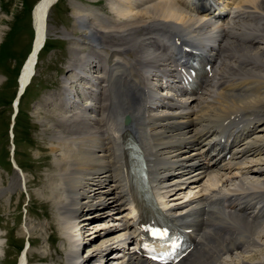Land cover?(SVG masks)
Listing matches in <instances>:
<instances>
[{
    "label": "bare ground",
    "instance_id": "obj_1",
    "mask_svg": "<svg viewBox=\"0 0 264 264\" xmlns=\"http://www.w3.org/2000/svg\"><path fill=\"white\" fill-rule=\"evenodd\" d=\"M40 1L32 10L33 43L38 47L43 38L45 9L54 0ZM195 1L114 0L110 3L113 21L98 15L94 9L76 10L78 17L67 37L73 48H77L74 57L78 60L72 65L75 67L71 70L73 77L63 80L61 105L47 118L54 120L51 124L54 132L48 138L54 162L53 169L46 175L42 194V198L54 205L63 223L75 224L84 211L93 209L118 211L128 206L134 213L130 204L135 202V176L130 152L124 149L130 139L141 149L159 202L179 192L175 190L182 184L177 181H193L202 175L209 159H204L201 152L217 140V131L229 115H260L253 119L256 125L260 124L258 132L254 137L246 136L251 140L244 144L241 154H235V159L247 158L259 151L264 155V0H205L207 6L211 3L218 13L230 16L225 21L207 13L209 7L197 11ZM45 21L47 37V19ZM175 35L191 43H210L215 78L206 97H199L195 106L184 109L180 104L167 101L172 109L164 111L165 100L159 98L156 85L151 81L157 79L158 74L172 77L176 56L171 52V41ZM83 47L89 52L76 57ZM38 55L26 64L24 61L21 87L28 82L32 71L35 72ZM102 63L103 67L97 68ZM77 81L81 91L67 88ZM153 108L159 109L155 113ZM162 112L163 116L158 117ZM125 116L130 117L128 126L123 124ZM179 144L183 147H177ZM231 165L229 161L221 167L214 166L220 176L219 173H225L224 169H230ZM246 173L264 175L254 164ZM171 174L173 180H167ZM18 179L14 181L17 183ZM14 181L8 189L2 188L0 182V196L16 186ZM217 184H213V188ZM247 188L241 190H259L243 197L234 192L231 195L215 193L207 197L209 211H205L203 198L172 210L170 214L176 222H196L199 241L184 264H226L222 254L253 242L255 235L264 239V230L259 233L256 230L263 221L260 211L264 208V186L251 184ZM243 200L245 206L236 211L234 204ZM193 206L197 208L185 216L184 209ZM59 220L51 228L61 233L64 244L65 228ZM134 223L132 220L130 225L123 223L116 227L118 236L114 246L123 254L118 264H149L136 258V248L130 247L135 233L128 231ZM104 245L106 243L96 246L87 261L102 258L96 255L100 249L103 258L111 254L113 247ZM80 247L78 243L67 249L64 260L58 264H81ZM28 257L26 255L27 264ZM45 259L38 260L45 262ZM107 260L111 261V256ZM21 264L26 263L21 260Z\"/></svg>",
    "mask_w": 264,
    "mask_h": 264
},
{
    "label": "rangeland",
    "instance_id": "obj_2",
    "mask_svg": "<svg viewBox=\"0 0 264 264\" xmlns=\"http://www.w3.org/2000/svg\"><path fill=\"white\" fill-rule=\"evenodd\" d=\"M38 1L0 0V182L3 185L2 188L8 189L7 187L16 177L18 179L21 175L24 183L23 186L19 179L17 183L14 181L16 186L0 196V264H12L15 260V249L7 245L5 241L7 238L8 242L18 247L25 246V240L29 239L33 244L27 252L32 259L30 264H58L60 260H64L65 251L71 247L74 248L78 243H81L79 251L81 264H83L82 260L86 262L84 264H99L97 258L87 260L96 250V246L99 247L103 243H106L104 246L113 247V251L106 255L107 257L104 255L103 258L100 249L96 251V255L105 259L106 264H118L120 260H117L115 255L121 252L114 246V242L118 236L116 227L119 224L114 226L111 219L106 221L105 219H87L88 213L84 211L75 224L67 225L58 217L54 205H51L52 203H49L45 197L42 198L46 175L53 169L54 162V154L49 150L51 144L48 139L54 132L51 125L54 124V120L53 117L47 118L50 117V113L57 112L54 104L61 102L63 80L72 77L71 70L75 69L72 65H75L74 62L77 63L78 60L74 57L77 48H73V43L68 38L69 33L74 29V19L78 17L76 10L94 9L100 11L105 19L112 21L114 13L109 8L111 0H60L49 11L48 47L40 53L35 76L19 102L20 113L13 130L14 160L21 168V174L10 162L9 132L13 114L12 100L17 87L16 77L32 42V31L34 42L35 31L31 10ZM81 51L76 57L88 53L89 49L83 47ZM69 87L74 88L75 84H69ZM261 162L264 163V157ZM263 165L259 167L261 172L264 171ZM255 166L256 164L254 168ZM262 179L264 175L252 174L244 179L243 183L258 185ZM205 183L208 185L209 181ZM241 183L239 186H242ZM259 186H264V183ZM215 188L219 189L218 186ZM56 219L64 224L66 239L64 244L61 233L51 228L58 223ZM109 229L112 231H108ZM48 240L53 243H49ZM258 242L260 245H251L252 250L257 251L256 254L250 249L251 251L246 250L245 254L241 251H233L222 255L221 258L226 264H253L259 261L264 264V239ZM58 253L61 254L58 255ZM108 256L113 259L108 261ZM40 257H45V262L39 261Z\"/></svg>",
    "mask_w": 264,
    "mask_h": 264
}]
</instances>
